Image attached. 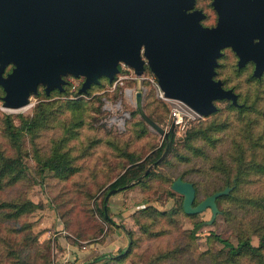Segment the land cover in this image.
<instances>
[{
	"label": "rangeland",
	"instance_id": "rangeland-1",
	"mask_svg": "<svg viewBox=\"0 0 264 264\" xmlns=\"http://www.w3.org/2000/svg\"><path fill=\"white\" fill-rule=\"evenodd\" d=\"M219 63L223 76L240 94V102H246L245 111L233 108L230 98H219L215 113L200 114L184 101L165 96L149 68L137 75L122 62L112 80L100 76L85 91H80L83 74L62 75V88L54 87L49 92L41 81L38 90L31 91L18 107L3 99L5 90L0 85V148L6 154H16V150L2 135L3 115L31 116L36 104L50 102L48 119L39 125L34 140L27 133L22 137L21 160L26 177L2 192L9 196L21 193L40 206L22 216L28 226L21 231L13 230L20 226V218L0 220V264H70L73 258L69 250L91 248V260L107 249L112 255L123 251L128 244L125 232L103 220L95 204H101L106 187L131 157L144 158L164 140L163 134L137 112L138 90L147 111L157 108L165 130L174 122L175 141L167 157L152 167L142 182L110 195L111 217L132 233V248L122 261L108 258L120 264H264L245 254L227 259V248L209 235L214 231L236 244L245 234L258 244V231H264V203L247 214L240 210V204L242 197L256 198L259 192L264 193V171L256 173L248 167L250 175L243 177L235 192L240 199L221 197L213 223L204 224L196 234L191 233L193 222L208 219L210 208L184 213L180 209L182 195L170 191L172 180L180 174L196 182L199 198L221 186L222 174L209 167L218 155L229 158L243 151L247 159L264 166V70L255 76L252 67L246 63L240 66L238 57L228 49L223 50ZM6 66L3 76L15 64L11 61ZM67 100L77 101L78 105L67 106ZM211 121L222 126L212 132L215 142L203 139L202 133L187 138L194 126H207ZM14 122H19L16 117ZM54 149L67 152L70 158L73 171L68 178H60L55 168L38 162ZM200 149L207 151L203 154ZM119 236L124 244L118 242Z\"/></svg>",
	"mask_w": 264,
	"mask_h": 264
},
{
	"label": "water",
	"instance_id": "water-1",
	"mask_svg": "<svg viewBox=\"0 0 264 264\" xmlns=\"http://www.w3.org/2000/svg\"><path fill=\"white\" fill-rule=\"evenodd\" d=\"M193 0H0V85L3 99L13 107L25 103L39 82L46 92L58 87L66 73L83 74L80 91L100 76L112 80L122 62L141 74L145 63L156 75L164 95L184 101L200 114L216 109L213 99L230 98L231 88L215 79L214 67L221 49L230 46L238 54V64L253 59V74L264 70V12L219 8L214 27H201L198 10L186 12ZM246 8V6H244ZM258 15V17H257ZM252 36L261 40L255 44ZM15 66L2 75L6 64ZM135 105L144 121L158 133L165 130L143 109L142 92ZM165 152L159 158L164 156ZM149 168L144 172L147 173ZM141 177V176H140ZM171 189L182 195L185 213L210 208L205 224L219 213L216 199L230 192L226 185L193 204L192 182L176 177ZM110 189L107 196L114 192ZM106 196V197H107ZM105 197V199H106Z\"/></svg>",
	"mask_w": 264,
	"mask_h": 264
},
{
	"label": "trees",
	"instance_id": "trees-1",
	"mask_svg": "<svg viewBox=\"0 0 264 264\" xmlns=\"http://www.w3.org/2000/svg\"><path fill=\"white\" fill-rule=\"evenodd\" d=\"M224 49L230 50L232 54H234V56L236 57V54L230 47H226V46L223 47L221 49V54L217 57L218 65L215 68L216 71L215 78H220L222 80V86L224 88L232 89V91L237 96L236 99L237 103L234 104L231 99L229 101L233 108L237 109V111L243 112L247 108L246 102L244 101L240 102L241 101L240 94L235 90L232 84L228 83L227 79L223 76L224 73L222 72L223 68L222 65L219 63V59L222 57ZM245 65H250L252 69L254 68L253 62L248 61L246 62ZM144 68H149V66L146 65L145 63ZM222 99H227V98H222ZM218 100L220 99L219 98L213 99V103L216 106V109L210 112L208 115H211L216 112L217 110L216 101ZM48 104H50V102L48 101H41L38 104H36L35 111L31 116L22 113H18L15 115L10 113H5L1 118L2 135L5 137V139H7L8 143L11 144L13 148H15L16 154H6L5 151L2 148H0V220L9 222V220H13V219L17 220L20 218L21 219L20 226H18V228L16 226L13 228V230L15 231H21L25 227L27 228L28 223L22 221V216L25 215L27 212L32 211L36 207H39L40 204L35 203L34 201L24 197L23 194L21 193H17L15 195L9 196V194L5 195L2 192L7 190L14 183L23 180L26 177L24 174L25 172H24L23 162L21 160L22 140H23L22 137L27 133L29 136H31L32 140H34L39 125H42L48 119V115H49ZM66 104L67 106H74V105H78V102L67 100ZM143 109L146 112V114L149 116V118H151L158 125L164 128L160 121V118L157 117L159 116L157 108L154 109V112L147 111L145 107H143ZM15 117L19 121L18 124L14 122ZM214 122L215 121H211L210 123H208L207 126H202V125L194 126L192 130H189L188 133L186 134L187 138L189 139L194 136H198L202 133L203 139H205L206 141L208 140L211 143L215 142L214 138H212V132L213 130L218 129L222 126H219ZM144 132H145V128H142L141 133ZM174 136H175L174 130L168 132L167 136L163 135L164 140L162 144L156 147L155 149H153L152 151H150L144 158L131 157L130 163L127 166H125L124 170L121 173H119L108 184V186L104 191L101 204L100 205L95 204V209L97 211V214L103 220L112 223L114 225H118L111 217V212L108 204L110 195L118 191H121L123 189H126L128 187H131L136 183L142 182L143 178L147 177L152 172L151 168L155 167L157 164L163 161L170 153V151L173 149V145L175 141ZM240 143L241 142L238 141L237 145L240 146ZM198 151L203 152V154H205V151L207 150L200 149ZM164 152H165L164 156L161 159H159ZM38 162H40L42 166L55 168L57 172V176H59L60 178H68L73 171V167L71 165V161L70 158L68 157L67 152H61L58 149H54L44 159L38 158ZM259 164H263V163H260L257 160L254 161L252 158L247 159V157L244 156L243 151H237L235 154L229 155V158H226L224 155H218V157L213 159L209 167H211V169L217 170V173L222 174L224 181L221 184V186L214 188V190H212L210 193H208L202 198L198 197V186L195 181L191 179H186L181 174L177 175L176 177L181 176L182 179L193 183L195 187V198L193 204L198 203L206 196L210 195L216 190H220L224 188L226 185L233 186L228 194L220 195L219 197H217L216 202L218 206V200H220L221 197H230V198L235 197L237 199H240V197H238L235 194L238 185L240 184L244 176L250 175L251 172L248 171L249 168L256 171V173L264 171V166H260ZM147 168L149 169L147 173L144 174ZM110 189H115V190L113 193L107 196V193ZM170 191L174 193L173 192L174 190L171 189ZM263 203H264V193L259 192V196H257L256 198L242 197L240 210L243 211L245 214H247L249 213L250 210H259V207L263 205ZM180 209L184 212L182 207V200L180 202ZM159 213L162 215L165 214V212H159ZM204 224H205V220L203 219L194 221L193 227L191 229V233L196 234L197 230ZM6 229L9 230V226H7ZM122 229L125 230V234L128 239V244L123 249V251H121L119 254L116 255L107 254V253L99 254L98 256L94 257L92 260L90 259L84 260L78 264L93 263L94 261L99 260L106 256L118 259L120 261L125 259L132 248V233L126 230L124 226H122ZM258 232L259 235H258L257 245L253 244L251 242L249 235H245V234L239 236L238 242L236 244L232 243L230 240L222 237L220 234L214 231H211L209 235H212L216 240L222 243L224 248H227V253H226L227 259H234L242 254H245L252 258H256L261 263H264V231H258ZM245 247L247 248V253L244 252ZM23 263L31 264L25 262ZM70 264H76L75 260H72Z\"/></svg>",
	"mask_w": 264,
	"mask_h": 264
},
{
	"label": "flooded vegetation",
	"instance_id": "flooded-vegetation-1",
	"mask_svg": "<svg viewBox=\"0 0 264 264\" xmlns=\"http://www.w3.org/2000/svg\"><path fill=\"white\" fill-rule=\"evenodd\" d=\"M246 6V8L244 7ZM219 8H226L231 11H241L243 9H247L249 11H252L254 13H262L264 12V0H193L192 6L186 9V12H191L194 10H198L202 16H200L196 22L201 26V27H214L217 25L218 20H219ZM258 17V15H257ZM261 40V37L259 36H252L251 42L256 43ZM232 49V47H230ZM236 56L239 58L238 54L234 49H232ZM253 62L254 67H255V62L253 59L248 58L246 62ZM218 65V62H217ZM217 65L214 67H217ZM254 69V68H253ZM215 74L213 77L215 78ZM219 79V78H215Z\"/></svg>",
	"mask_w": 264,
	"mask_h": 264
},
{
	"label": "crops",
	"instance_id": "crops-1",
	"mask_svg": "<svg viewBox=\"0 0 264 264\" xmlns=\"http://www.w3.org/2000/svg\"><path fill=\"white\" fill-rule=\"evenodd\" d=\"M108 204L110 206L111 204H113V202L109 201ZM116 223L119 225V227L122 228L123 225L121 223H118V222H116ZM123 231L125 232L124 229H123ZM125 236H126V234L124 233V237ZM126 238H127V236H126ZM119 239L120 240H118V242H120V244H122V243L124 244V242H125L124 238H122V236H119ZM103 253L112 254L110 249L105 250V252H103ZM103 253H100V254H103ZM68 254H70V257L73 258L72 260H76L75 263L78 264V263H80V262H82L84 260H88V259L91 260V256L93 254V250L91 248L86 249V250H76V251L69 250ZM95 256H97V255H95ZM88 264H120V263L117 260L109 259L108 256H107V257H103V258H101L99 260H96L93 263H88Z\"/></svg>",
	"mask_w": 264,
	"mask_h": 264
}]
</instances>
